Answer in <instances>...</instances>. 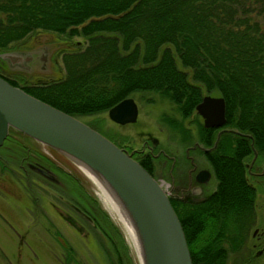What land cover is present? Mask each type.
Returning a JSON list of instances; mask_svg holds the SVG:
<instances>
[{
	"label": "trees",
	"instance_id": "obj_1",
	"mask_svg": "<svg viewBox=\"0 0 264 264\" xmlns=\"http://www.w3.org/2000/svg\"><path fill=\"white\" fill-rule=\"evenodd\" d=\"M260 15L264 0H0V50L38 30L82 36L83 48L62 53V78L46 81L43 87L22 88L74 116L106 110L133 92L151 90L172 103L182 119L194 112L202 91L221 96L225 125L248 134L221 132L216 146L230 155L219 157L214 151L210 158L217 180L213 203L221 213L218 217L228 223L235 210L250 203L241 162L230 147L247 149L250 138L254 144L264 140ZM160 117L186 138L187 128L180 120L168 114ZM203 128L198 124L200 131ZM213 137L214 132L209 144ZM137 161L153 175L149 154ZM46 165L71 183L76 202L89 211L93 198L44 156ZM169 202L191 264H224L217 215L209 217L201 209L190 213L185 204L170 197Z\"/></svg>",
	"mask_w": 264,
	"mask_h": 264
},
{
	"label": "rangeland",
	"instance_id": "obj_2",
	"mask_svg": "<svg viewBox=\"0 0 264 264\" xmlns=\"http://www.w3.org/2000/svg\"><path fill=\"white\" fill-rule=\"evenodd\" d=\"M258 21L264 28V15H260ZM31 40L49 44V54L52 56L50 58L49 55L47 61V73L37 68L30 72L9 66L0 68L1 74L21 87H34L31 84L44 80L37 79V76H45L48 81L62 78V53L79 50L86 42L79 34L67 37L63 33L40 30L28 34L21 42L28 45ZM130 96L137 105L133 122L116 123L109 119L106 110L75 116L107 138H112L116 144L140 148L144 140L154 138L155 150L160 148L165 153L180 151L182 145L178 144V140L186 138L171 129L160 116L171 115L180 120L184 127H191L196 119L200 120L199 115H195L194 111L181 119L172 103L151 90L136 91ZM28 142L36 150L30 149L31 154L26 151L27 157L37 158V154H43L53 167L72 176L71 180L80 185L85 190L84 195L91 196L94 202L89 211H84L76 202L77 190L61 174L55 172V180H50L25 162L19 163V156L25 154L10 155L5 149L4 154L0 153L3 157L0 160V264H138L121 223L112 211H105L101 206L96 195L98 189L84 173L69 158L54 149L35 140ZM35 152L37 154L34 156ZM159 156L160 160L151 162L152 173L168 193V161L165 162L164 155ZM46 167L50 168L49 165ZM67 191L71 192L66 194ZM73 206H77L76 209ZM77 210L89 217L80 215ZM92 215L101 224L102 230L95 224ZM226 259V264L236 263L231 252H228Z\"/></svg>",
	"mask_w": 264,
	"mask_h": 264
},
{
	"label": "water",
	"instance_id": "obj_3",
	"mask_svg": "<svg viewBox=\"0 0 264 264\" xmlns=\"http://www.w3.org/2000/svg\"><path fill=\"white\" fill-rule=\"evenodd\" d=\"M32 42L38 43V40H31L29 44ZM49 52L47 47L32 59L29 50H0V66L25 72L37 68L45 72ZM194 111L201 116L204 126H219L224 122V101L219 95H202ZM106 113L116 123L133 122L137 105L127 96L108 107ZM9 130L54 149L80 170L90 169L99 177L103 187L114 194L116 204L130 223L138 245V264H191L180 222L156 178L122 147L77 116L0 76V145ZM82 214L89 217L83 211Z\"/></svg>",
	"mask_w": 264,
	"mask_h": 264
},
{
	"label": "flooded vegetation",
	"instance_id": "obj_4",
	"mask_svg": "<svg viewBox=\"0 0 264 264\" xmlns=\"http://www.w3.org/2000/svg\"><path fill=\"white\" fill-rule=\"evenodd\" d=\"M48 45L34 42L24 45L20 42V44L14 45L12 49L21 48L29 50L32 59H34L38 52H45ZM44 58L46 59V57ZM52 60L54 61L53 57ZM1 76L6 80L9 79V77L3 74ZM37 79L44 80L31 84L32 86L43 87L44 81L49 80L45 76H37ZM19 86L21 87V85ZM195 115L199 114L195 112ZM199 117L200 120L196 119L194 126L186 127V140L179 138L178 144L182 145V149L180 148L181 150L178 152L165 153L160 148L159 150H155L156 140L154 138L144 140L140 148L128 147L121 144H118V146L122 147L136 160L144 158L147 154L150 155L152 160H160L159 155H164L165 162L168 161L166 177L170 199L175 203L185 204L190 213L193 210L201 209L203 214L213 217L215 214L221 213H219L215 203H213L217 180L210 163V158L213 156L212 153L214 151L217 152L219 157L230 155L227 150L223 152L220 147L216 146L218 141V139L216 140V134L218 130H221V133L232 128L225 125V118L224 122L219 126H204L200 115ZM198 124L204 127L201 131L198 129ZM213 132L214 137L209 144L208 141ZM241 135L248 136V134L242 133ZM109 139L115 142L112 138ZM28 140L33 141L26 135L9 131L0 145V150L2 149L0 151L1 155L4 154L3 151L5 149L10 152V155L25 154L19 156L18 161L20 164L25 162V164H28L50 180H55V172L51 168L44 166L43 154L39 155L35 152L34 156L37 154V158L27 157L26 151L31 154L30 149H35L31 147ZM230 148L235 149L238 155L237 158L241 162L242 177L250 194V203L244 210L239 208L235 210L231 221L228 220V223L225 222L222 216L218 217L217 215L219 220L216 225V233L220 231L219 241L221 249L225 252L223 261L226 264L228 252H231L236 259L235 264H264V140L254 144L252 138H250L249 148L242 149L238 145H231ZM2 159L3 157L0 156V160ZM163 162L162 160V164ZM76 207L73 206L74 209ZM78 213L82 215L79 211ZM212 221H210V224H212Z\"/></svg>",
	"mask_w": 264,
	"mask_h": 264
},
{
	"label": "bare ground",
	"instance_id": "obj_5",
	"mask_svg": "<svg viewBox=\"0 0 264 264\" xmlns=\"http://www.w3.org/2000/svg\"><path fill=\"white\" fill-rule=\"evenodd\" d=\"M96 188L98 189L99 196L107 201L108 210L112 211L115 214V216L118 219V221L121 223V225H122V227H123V229H124V231L126 233V236L128 238V241H129L131 247L133 248V250H134V252L136 253V256H137L138 255L137 254L138 245L136 243V239L134 237V234H133V231L131 229L130 223H129L128 219L126 218L125 214L119 208V206L116 204L115 201H113V200L108 198L107 193L104 190L105 189L104 187H96Z\"/></svg>",
	"mask_w": 264,
	"mask_h": 264
},
{
	"label": "clouds",
	"instance_id": "obj_6",
	"mask_svg": "<svg viewBox=\"0 0 264 264\" xmlns=\"http://www.w3.org/2000/svg\"><path fill=\"white\" fill-rule=\"evenodd\" d=\"M81 171L84 172L85 177L92 183L94 187H103L101 180L93 171H91L90 169H85V168H82ZM104 190L107 193L108 198L115 201L116 198L114 194L109 192L108 189L106 188ZM96 195H97V199L101 203V206L104 208L105 211H107L108 210L107 201L101 198L98 193Z\"/></svg>",
	"mask_w": 264,
	"mask_h": 264
}]
</instances>
